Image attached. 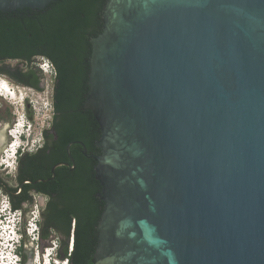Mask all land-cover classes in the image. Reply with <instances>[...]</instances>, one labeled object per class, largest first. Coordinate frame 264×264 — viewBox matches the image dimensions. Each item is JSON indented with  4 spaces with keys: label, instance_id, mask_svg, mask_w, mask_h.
<instances>
[{
    "label": "water",
    "instance_id": "obj_1",
    "mask_svg": "<svg viewBox=\"0 0 264 264\" xmlns=\"http://www.w3.org/2000/svg\"><path fill=\"white\" fill-rule=\"evenodd\" d=\"M102 16L85 106L103 153L66 146L98 161L96 264H264V0H107Z\"/></svg>",
    "mask_w": 264,
    "mask_h": 264
},
{
    "label": "trees",
    "instance_id": "obj_2",
    "mask_svg": "<svg viewBox=\"0 0 264 264\" xmlns=\"http://www.w3.org/2000/svg\"><path fill=\"white\" fill-rule=\"evenodd\" d=\"M106 2L53 0L42 9L0 10V74L41 90L44 74L37 59L47 58L54 70L52 120L51 127L42 132L44 143L35 152L17 157L15 184L0 185V189L20 210L35 193L49 196L40 222V243L56 238V256L68 264H96L99 224L107 204L97 176L98 161L84 155L77 143L70 147L74 162L66 152L69 142L81 140L89 153H103L98 146L103 138L100 122L85 104L92 40L104 30Z\"/></svg>",
    "mask_w": 264,
    "mask_h": 264
},
{
    "label": "rangeland",
    "instance_id": "obj_3",
    "mask_svg": "<svg viewBox=\"0 0 264 264\" xmlns=\"http://www.w3.org/2000/svg\"><path fill=\"white\" fill-rule=\"evenodd\" d=\"M11 65H15L17 61H9ZM43 71V70H42ZM44 74V83L41 84V90H37L32 87L24 86L19 83H16L8 76L0 74L1 79H6L10 86L14 91L19 92L18 100H13L11 98H5L0 95V130L5 131V146L0 153V162H2V158L9 160L8 163H13L15 166L17 163V157L12 158V154H10L9 146L13 143H17V146L20 145V152H34L37 148H39L43 144V130L48 128L51 120H52V89H53V81H54V70L53 67L49 68L47 72L43 71ZM42 83V82H41ZM24 118L26 121V127L23 129L17 124L18 118ZM21 128V130H20ZM17 131H21L23 135L17 136L15 135ZM11 133V134H10ZM15 135L16 137L12 136ZM8 150L7 155L5 152ZM10 158V159H9ZM5 161L2 162V172L4 176L14 177L15 169L7 168L5 165ZM13 166V167H14ZM9 206L11 203L6 192L0 189V217L4 215V212H8ZM6 208V210H5ZM8 208V209H7ZM34 212H37L36 206L33 208ZM32 213V212H31ZM31 213L27 214L26 219V227L29 228V224L33 222L30 216ZM6 215V213H5ZM9 215V214H8ZM17 217V225H16V234L14 242L17 239L21 240L22 238V221H23V213L18 212L16 215L11 214L10 218L16 222ZM29 230V235L33 237L34 235L37 237V233H33L31 228ZM27 234V233H26ZM28 235V234H27ZM1 237V236H0ZM29 241L26 244L27 249H31L28 244H32L33 250L38 251L40 256H37L35 263L33 264H61L62 260H60L56 254L52 250L46 251L38 249L37 245L33 243V240L28 238ZM52 246V245H50ZM2 249V248H1ZM0 249V254L2 253ZM29 252V250L27 251ZM52 252L51 255L48 256V253ZM35 255V254H34ZM18 258L21 259L20 254H18ZM28 262V260H27Z\"/></svg>",
    "mask_w": 264,
    "mask_h": 264
},
{
    "label": "flooded vegetation",
    "instance_id": "obj_4",
    "mask_svg": "<svg viewBox=\"0 0 264 264\" xmlns=\"http://www.w3.org/2000/svg\"><path fill=\"white\" fill-rule=\"evenodd\" d=\"M50 127H51V123H50V125H49L48 128H50ZM43 143H44V136H43ZM4 146H5V139L2 140V141H0V153L3 150ZM36 150H38V148ZM24 153L25 152H20L19 153V156L22 155V154H24ZM29 153H33V152H29ZM92 154H95V153H92ZM1 170H2V167H0V185L5 188V187H8V186H10L12 184H15V177H16V174H17V171H18V166H17V171H16L14 177H10V178L7 177V176H4L3 175V172ZM4 188H2L1 190L5 192ZM32 197H33V200L32 201H25V202H23V204H22V206H23L22 207V210H20V209H14L13 205L11 204V206H9L8 212H6V214H9V215H11V214L16 215L18 213L17 211H20L21 213H23L22 238H21V240L17 239V241L19 242V244H18V247L20 249V253L19 254L21 256V260H24V264L28 260V253H26L28 250H29V252L32 253L33 256H34V254L36 252L39 251V250L36 251L37 249L34 251L32 249L33 248L32 244H28L31 249H27L26 244L29 241L28 238L32 239L33 240V243H35L37 245L38 249L40 248V250H42V251L43 250L46 251L47 248H49L50 245H52L53 242H55V241L57 243V247L59 245V242H58V240L56 238H52L47 244L40 243V239H39L40 238L39 237L40 236V222H41V219H42L43 210H44L45 205H46V203H47V201L49 199V196L47 194H45V193H35V194L32 195ZM35 206L37 208V212H34L33 211V208ZM29 213H31V215H32V216H30L31 219H35L36 220V223L38 225L37 237L35 235L33 237H31L28 234L29 232H28L27 227H26V219H27V214H29ZM17 221L18 220H17V217H16V222ZM16 222H15V224H16ZM73 227H74V225H73ZM56 251L54 252L55 254H56ZM48 254L51 255L52 253L50 252Z\"/></svg>",
    "mask_w": 264,
    "mask_h": 264
},
{
    "label": "clouds",
    "instance_id": "obj_5",
    "mask_svg": "<svg viewBox=\"0 0 264 264\" xmlns=\"http://www.w3.org/2000/svg\"><path fill=\"white\" fill-rule=\"evenodd\" d=\"M37 65L43 70V71H46L47 70V67H49L50 65L52 66V64L50 63V61L47 59V58H45V57H39L38 59H37ZM4 80H6V79H4ZM6 81H8V80H6ZM20 149H21V146L20 145H18L17 146V151H16V155L14 154L13 155V157H16L17 155L19 156V153H20ZM7 168H13V169H15V173H16V171H17V163H16V165L14 166L13 165V163L11 164V163H5L4 164ZM2 166V165H1ZM8 166H10V167H8ZM14 166V167H13ZM8 209V208H7ZM6 210V209H5ZM17 212H20V211H17ZM6 212H4V214H5ZM14 226H13V229L17 232V230H16V225H17V222H16V224H15V219H14ZM37 230H38V225H37ZM29 234V233H28ZM18 244H19V242L18 241H15V242H13L12 244H11V248H10V251L15 255V260H14V262L12 263V264H21V259H19L18 258V254H19V247H18ZM57 250V247H54L53 249H52V251L53 252H55ZM52 253V252H51ZM63 264H66V263H63Z\"/></svg>",
    "mask_w": 264,
    "mask_h": 264
},
{
    "label": "built area",
    "instance_id": "obj_6",
    "mask_svg": "<svg viewBox=\"0 0 264 264\" xmlns=\"http://www.w3.org/2000/svg\"><path fill=\"white\" fill-rule=\"evenodd\" d=\"M52 66L50 65L49 67H47V70L45 71V72H47L48 71V69L49 68H51ZM14 146V143L13 144H11L10 146H9V149L8 150H10V154H15L16 155V151H17V147H13ZM8 150L5 152V154L7 155V152H8ZM6 162V159H3L2 158V162ZM2 162H0V166L2 165ZM6 209V208H5ZM0 225H1V219H0ZM29 228H31L32 230V232L33 233H37L38 232V230H37V223H36V220L35 219H33V222L32 223H30L29 225ZM28 227H27V230L29 229ZM28 232H29V230H28ZM30 234V233H29ZM54 247H57V243H56V241L55 242H53V244H52V246H50V248L48 249V250H52ZM72 248V242H71V245H70V249ZM18 256V255H17ZM49 256V255H48ZM20 259V258H19ZM62 263H66V264H68V260H62Z\"/></svg>",
    "mask_w": 264,
    "mask_h": 264
},
{
    "label": "bare ground",
    "instance_id": "obj_7",
    "mask_svg": "<svg viewBox=\"0 0 264 264\" xmlns=\"http://www.w3.org/2000/svg\"><path fill=\"white\" fill-rule=\"evenodd\" d=\"M10 86V85H9ZM10 89H11V91H10V93H11V95H12V98L11 99H13V100H18V95L20 94L19 92H17V91H14L11 87H10ZM26 127V125H24V126H21V128H25ZM21 128H20V130H21ZM19 133H21V131H17V135H19ZM5 139V131L4 130H0V141H2V140H4ZM13 147H17V143H14V146ZM12 158H13V154H12ZM10 159V158H9ZM9 162V160H7L5 163H8ZM8 167H10V166H8ZM37 256H40L39 255V252H36L35 253V255L32 257V259L30 260V262H29V264H33V262L35 263V261H36V258H37ZM38 259V258H37Z\"/></svg>",
    "mask_w": 264,
    "mask_h": 264
}]
</instances>
